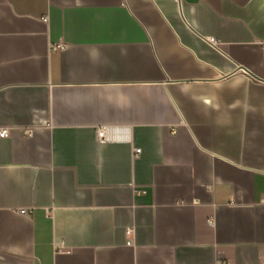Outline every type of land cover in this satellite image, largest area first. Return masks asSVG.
Returning a JSON list of instances; mask_svg holds the SVG:
<instances>
[{"label":"crops","instance_id":"crops-1","mask_svg":"<svg viewBox=\"0 0 264 264\" xmlns=\"http://www.w3.org/2000/svg\"><path fill=\"white\" fill-rule=\"evenodd\" d=\"M2 129L0 264H264V0H0Z\"/></svg>","mask_w":264,"mask_h":264},{"label":"built area","instance_id":"built-area-1","mask_svg":"<svg viewBox=\"0 0 264 264\" xmlns=\"http://www.w3.org/2000/svg\"><path fill=\"white\" fill-rule=\"evenodd\" d=\"M45 22L48 21V17L46 16L44 19H43ZM211 42L214 46H219L220 45V42H217L216 40L214 39H211ZM58 49H65V46L61 45V46H57ZM34 132H35V128H27L25 131H24V135L26 137H32L34 135ZM10 136V132L8 129H2L0 130V137L1 138H7ZM113 132H111V128L109 127H101L97 130V137L99 139V141L101 143H105V142H108L110 141L111 139H113ZM136 153H140V150H137ZM19 213L21 215H29L30 214V211L29 210H26V209H22L19 211ZM134 234H135V229L134 227H130L127 229V235L128 237L130 238L129 240V245H132L133 244V237H134Z\"/></svg>","mask_w":264,"mask_h":264}]
</instances>
